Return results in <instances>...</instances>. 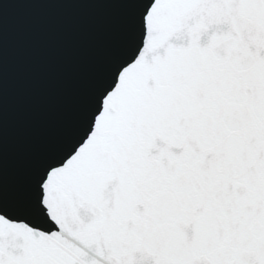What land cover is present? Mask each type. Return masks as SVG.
<instances>
[{"label":"snow or ice","instance_id":"6c2138e0","mask_svg":"<svg viewBox=\"0 0 264 264\" xmlns=\"http://www.w3.org/2000/svg\"><path fill=\"white\" fill-rule=\"evenodd\" d=\"M133 2L80 129L0 198V264H264V0Z\"/></svg>","mask_w":264,"mask_h":264},{"label":"water","instance_id":"95a60500","mask_svg":"<svg viewBox=\"0 0 264 264\" xmlns=\"http://www.w3.org/2000/svg\"><path fill=\"white\" fill-rule=\"evenodd\" d=\"M0 4V198L13 203L93 109L139 7L133 0Z\"/></svg>","mask_w":264,"mask_h":264}]
</instances>
